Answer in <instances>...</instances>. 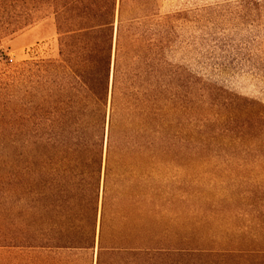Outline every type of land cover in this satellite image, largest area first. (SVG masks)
Wrapping results in <instances>:
<instances>
[{
	"label": "trees",
	"instance_id": "16d2710c",
	"mask_svg": "<svg viewBox=\"0 0 264 264\" xmlns=\"http://www.w3.org/2000/svg\"><path fill=\"white\" fill-rule=\"evenodd\" d=\"M235 4L187 69L157 0H0V44L46 19L55 33L43 54L13 61L0 48V260L92 264L83 255L96 249L95 264H156L179 134L264 150V105L226 84L259 60L264 0ZM246 193L226 197L259 224L264 181ZM209 262L264 264V248H213Z\"/></svg>",
	"mask_w": 264,
	"mask_h": 264
},
{
	"label": "rangeland",
	"instance_id": "374dc122",
	"mask_svg": "<svg viewBox=\"0 0 264 264\" xmlns=\"http://www.w3.org/2000/svg\"><path fill=\"white\" fill-rule=\"evenodd\" d=\"M241 1L247 0H157L162 16L174 15L180 64L187 69L193 65L196 54L203 52V47L197 50V45L204 39L209 41L212 36L222 39L225 24H228L226 20L230 16L239 17L226 5H237ZM216 11L219 18L209 27L205 18ZM197 12L204 19L199 25L195 23ZM246 12L255 14L254 9L245 8L243 14ZM238 28L249 27L240 24ZM54 36V25L46 19L3 40L0 48L17 61L46 53ZM260 43L256 44L258 49L251 50L254 61L259 60L241 71L243 75L229 77L226 84L245 99L264 105V40ZM210 48L206 47L205 51H214ZM196 136L179 134L173 163L162 169L166 195L159 224L160 257L156 264H210L209 250L213 248H264V217L257 224L248 214H235L234 208L244 205L240 199L230 201L226 197V193L233 190L255 194L264 181V150L241 152L205 146L199 144L205 142L204 138ZM252 199L264 206V198ZM253 232L255 236L251 235ZM83 258L95 264L96 249L86 251ZM0 264L11 263L3 259Z\"/></svg>",
	"mask_w": 264,
	"mask_h": 264
}]
</instances>
